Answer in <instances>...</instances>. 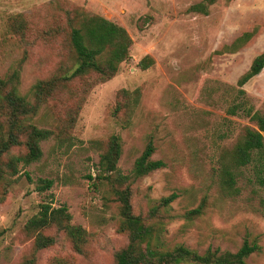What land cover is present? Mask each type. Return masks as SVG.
<instances>
[{"label":"rangeland","instance_id":"obj_1","mask_svg":"<svg viewBox=\"0 0 264 264\" xmlns=\"http://www.w3.org/2000/svg\"><path fill=\"white\" fill-rule=\"evenodd\" d=\"M86 15L124 27L133 40L110 79L70 78L71 32ZM263 50L264 0H0V146L11 134L19 140L0 154V264H115L129 242L124 190L133 214L153 226V248L235 253L247 241L258 247L247 263L264 264V186L252 165L233 162L244 130L258 129L244 106L264 114V69L245 94L238 85ZM33 126L49 136L27 163L19 158ZM114 136L117 169L101 172ZM150 141L151 159L165 165L135 177ZM42 179L53 183L41 190ZM43 205L66 206L70 220L29 224ZM66 225L84 234L72 237ZM41 236L53 243L38 246Z\"/></svg>","mask_w":264,"mask_h":264},{"label":"trees","instance_id":"obj_2","mask_svg":"<svg viewBox=\"0 0 264 264\" xmlns=\"http://www.w3.org/2000/svg\"><path fill=\"white\" fill-rule=\"evenodd\" d=\"M253 35L254 31L246 32L239 39L247 41ZM71 44L77 56V65L70 78L96 72L102 79H110L117 73L120 63L129 59L133 40L124 27L101 16L86 15L82 17L80 26L72 29ZM140 65L143 69L148 68L150 65L148 57L143 59ZM263 69L264 50L254 58L250 68L239 78L238 85L241 87L240 92L242 94H245L244 85L259 75ZM15 99L11 98L12 104H16ZM237 109L238 106L236 105L231 110V113L234 114ZM243 110L251 120L257 123L258 129L247 127L244 130L240 140L233 149V162H235V166L237 167L252 165L257 183L264 186V114L256 110L254 106H244ZM21 126L18 123L17 127ZM48 136L49 132L47 130H40L33 126L27 142L28 153L24 158L19 159L27 163L38 160L42 154L38 141L46 139ZM18 144L19 140L17 136L11 134V138L8 141L2 142L0 154L7 151L12 145ZM154 151L155 146L150 141L143 154L135 162L133 169L135 177L146 175L165 165L162 160L151 159ZM120 155V138L114 136L109 150L101 156V172L116 170V164ZM226 175L229 184H232V172L227 170ZM89 177L92 178V176ZM118 178L124 181L128 179V176L119 174ZM52 183L53 181L50 179H42L39 189L44 190L49 188ZM176 197L177 194L173 193L163 198L162 203L169 205ZM118 199L122 203V213L124 216L122 229L129 232V242L116 253L115 264H248L246 259L258 249L256 244H250L247 241L235 253L220 252L218 249L212 250L209 248L206 253L200 254L183 245H179L173 250L153 248V239H158V237L154 236L153 226L146 225L141 216L133 214L129 191H119ZM50 209L49 205H43V210L38 216L32 218L29 224L44 228L50 226L52 223L61 225L65 219L66 221L70 220V214L66 206L60 209ZM193 212H200V208L193 210ZM64 229L72 237L80 238L84 234V231L79 227L66 225ZM53 239L52 237L41 236L37 241V245L45 247L52 244ZM25 264H32V262L28 261Z\"/></svg>","mask_w":264,"mask_h":264}]
</instances>
